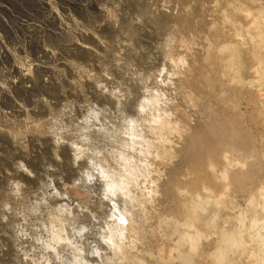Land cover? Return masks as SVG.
Wrapping results in <instances>:
<instances>
[{
	"label": "clouds",
	"instance_id": "clouds-1",
	"mask_svg": "<svg viewBox=\"0 0 264 264\" xmlns=\"http://www.w3.org/2000/svg\"><path fill=\"white\" fill-rule=\"evenodd\" d=\"M0 264H264V0H0Z\"/></svg>",
	"mask_w": 264,
	"mask_h": 264
},
{
	"label": "rangeland",
	"instance_id": "rangeland-1",
	"mask_svg": "<svg viewBox=\"0 0 264 264\" xmlns=\"http://www.w3.org/2000/svg\"><path fill=\"white\" fill-rule=\"evenodd\" d=\"M27 6H28L29 8H31V5H27ZM13 7H14V11L23 14V12H22V10L20 9V7H19L18 4H15V3H14Z\"/></svg>",
	"mask_w": 264,
	"mask_h": 264
}]
</instances>
